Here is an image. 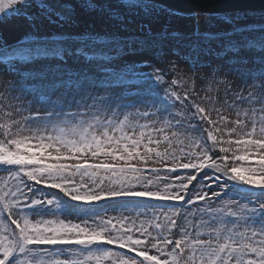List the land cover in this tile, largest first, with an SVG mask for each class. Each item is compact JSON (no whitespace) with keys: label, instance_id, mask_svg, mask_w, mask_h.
Returning a JSON list of instances; mask_svg holds the SVG:
<instances>
[{"label":"snow or ice","instance_id":"obj_1","mask_svg":"<svg viewBox=\"0 0 264 264\" xmlns=\"http://www.w3.org/2000/svg\"><path fill=\"white\" fill-rule=\"evenodd\" d=\"M137 13L197 17L156 0L130 4L127 14L99 0H0V23L16 16L32 29L20 41L32 46L19 50L9 51L0 34V60L61 62L50 80V92H60L55 101L25 87L31 76L14 73L19 79L5 85L17 102L8 107L21 118L0 123V174H6L0 178V264H264V40L229 39L222 48L236 59L238 51L258 47L255 69H212L213 76L230 71L241 81L229 105L234 121L206 109L194 94L191 100L178 94L176 80H166L172 69L152 65L142 73L139 99L124 104L110 83L124 75L111 64L152 47L120 35ZM81 14L107 18L116 31L40 34L45 22L77 26ZM223 22L236 25L229 36L250 27L239 14ZM198 39L207 47L222 37L204 32ZM68 58L83 70L68 69ZM185 59L193 73L208 66L196 54ZM128 73L136 75L134 66ZM37 78L49 80L44 71ZM29 96L43 99V114L25 115L33 101H20ZM222 123L234 125L226 129L228 139L218 138ZM174 141L179 152L168 150ZM110 208L118 214L108 215Z\"/></svg>","mask_w":264,"mask_h":264},{"label":"rangeland","instance_id":"obj_2","mask_svg":"<svg viewBox=\"0 0 264 264\" xmlns=\"http://www.w3.org/2000/svg\"><path fill=\"white\" fill-rule=\"evenodd\" d=\"M56 2V0H53ZM62 2V0H60ZM95 2V0H94ZM101 3L110 4L112 10H119L122 13L127 14L128 6L130 4H139L141 2H125V0H99ZM147 11V10H145ZM226 16V15H225ZM215 17L206 18L204 16L197 15L196 18H192L188 15H176L168 16L166 14L153 15L151 17H145L137 13L130 15L128 19L127 26L120 32L121 36L124 37H135V40H141V43L145 41L152 43V49L155 47L167 46L165 43L171 45V48H177L178 46H190L193 47L194 43L198 41L202 49L217 48L223 46L229 40V35L222 37L219 40H213L207 47L204 46L203 42L195 37H191L196 34H203L204 32H214V33H224L228 32L230 28L236 27L235 24L224 23V17ZM232 16V15H227ZM247 17V18H246ZM78 19L81 21L77 26L65 25L63 27H58L54 24H48L45 22L40 27V34L42 35H51L53 33H81V32H93L99 34L110 33L116 31V25L114 22L108 21L107 18H100L95 15L93 16H84L79 15ZM241 24L250 25V27H258L264 25V13H256L253 16H242ZM155 33L165 34L163 38L158 36L149 35L148 28ZM32 32V29L29 28L27 22L23 19L17 18L16 16H11L5 19V22L0 23V34H2L3 40L6 41H17L25 37L27 33ZM169 33H178L180 38L178 40L172 39L171 37L165 39L166 34ZM251 31H243L242 34L244 38L238 37L239 35H232L234 41H242L245 38L250 37ZM264 37V32H261ZM253 36V35H251ZM165 40V41H164ZM233 55L226 59H213L211 63V68L208 66L200 67L193 73L190 70V65L185 60H181L179 56H172L170 60L166 63H160L158 60L154 59L150 54L146 52L143 48L133 54H127L123 61L119 62L115 68H113L118 73L124 75V79L118 82H110L112 86V91L115 95L126 97L123 100L124 104H130L136 102L139 97L137 92H142L145 87L143 82H140L139 79L143 80L142 73L151 71L149 65L155 66L156 68L161 69H172L168 72L166 80L170 83L171 79L176 80V84H179V87H176V84L172 86L174 91L179 89L187 88L191 85H196L198 87L197 92V102L201 103L206 109L215 107L220 110L222 115L226 116L229 121H234L236 117V111L229 108V105H233L235 101L233 100V92L237 85L241 83L238 76L234 75L232 72H227V75L223 73L212 75V69L217 66H223L225 70L230 68H246V69H255L259 64L260 60L258 58L259 53L256 51L245 52L243 55H238L236 59L232 58ZM256 57L255 62L253 59ZM231 61V63H229ZM242 61V62H240ZM202 62L205 63V59L202 58ZM207 65V63H205ZM31 65V66H30ZM59 65L58 63H52L50 59L42 63H36L34 65H20L12 63L5 64L2 68L5 69V72L2 73L3 79L0 81V123L5 122L6 120L10 122L11 119H20V115L15 112L13 108H9L8 105L17 103L16 101L10 99V93L7 91L5 85L9 82H14L19 79V76L14 73H19L23 75L27 80L29 76L32 77L30 82L25 84L26 88H32L36 92L40 93L43 98H46L47 95H51L53 101L57 100V97L60 95V92L52 94L50 92V80L52 74L55 71V66ZM173 65L175 67H173ZM14 66V67H13ZM135 68L136 75L128 73V68ZM83 64L81 62L74 61L71 64L67 65V68L72 71L83 70ZM41 71H44L48 74L49 80L41 81L37 78V74ZM136 78H139L135 80ZM60 91H63L61 89ZM247 93H245L246 95ZM28 100H32V105L29 112H26L25 115H34L37 111L41 114L44 113L45 109L43 107V99L41 103H36L33 100V97L29 96L27 100H22L20 103L27 104ZM139 107V105H138ZM258 107V106H257ZM127 111L135 112L134 109H127ZM12 112V116L9 117L6 113ZM216 114L213 112V117L215 118ZM139 123L152 124L151 120H146L140 118ZM224 131L222 134H217L220 139H228L226 135V129H230L234 125L232 123L220 124L218 125ZM150 129H146L148 131ZM139 130H137L138 132ZM170 135V133H168ZM171 138V136H170ZM234 138V137H233ZM174 139V138H173ZM227 146V145H222ZM180 145L178 142L172 144V148L168 149L169 151L175 150L180 151ZM185 151L191 150L188 142L185 140L183 145ZM166 149V144L161 143L159 150L164 151ZM223 155V154H221ZM149 164L148 166H152ZM143 167V165H139ZM147 166V167H148ZM160 166V165H159ZM219 206V205H217ZM119 210H116L114 213L108 215H116Z\"/></svg>","mask_w":264,"mask_h":264},{"label":"water","instance_id":"obj_3","mask_svg":"<svg viewBox=\"0 0 264 264\" xmlns=\"http://www.w3.org/2000/svg\"><path fill=\"white\" fill-rule=\"evenodd\" d=\"M187 4L196 3L201 5H225V4H264V0H174Z\"/></svg>","mask_w":264,"mask_h":264},{"label":"bare ground","instance_id":"obj_4","mask_svg":"<svg viewBox=\"0 0 264 264\" xmlns=\"http://www.w3.org/2000/svg\"><path fill=\"white\" fill-rule=\"evenodd\" d=\"M239 15H244V14H239ZM1 73H2V69L0 68V81L2 80V75H1ZM4 175H1L0 176V178H2Z\"/></svg>","mask_w":264,"mask_h":264}]
</instances>
